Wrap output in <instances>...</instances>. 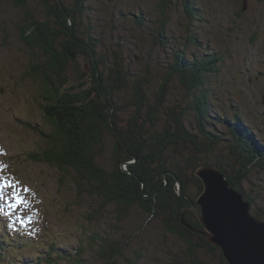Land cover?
<instances>
[{"label":"rangeland","instance_id":"obj_1","mask_svg":"<svg viewBox=\"0 0 264 264\" xmlns=\"http://www.w3.org/2000/svg\"><path fill=\"white\" fill-rule=\"evenodd\" d=\"M17 3L18 0H0V175L5 180L14 174L17 177L10 179L6 191L0 190V196L4 197L0 205L16 220L24 218L27 230L31 231L30 235L45 225V228H40L37 237L42 242L38 245L39 250H34L38 259L43 260L42 264H48L44 252L50 251L56 245L54 238L59 237L63 245L67 241L73 244L78 241L84 245L86 252L80 264H101L97 252L104 241L94 237H108L124 245V254L119 251L117 257L126 264L129 259L135 262L132 264H224L218 250L197 249L191 253V243L187 247L182 238L169 232L159 218L149 217L138 207L128 208L122 216L121 210L124 208H118L117 202L110 204L97 194L88 179H81L82 186H79L76 171H65L47 162L42 152L45 154L49 139L47 141L46 137L35 133L26 124L27 121L34 122L48 134L54 132V127L44 115L45 84L27 75L31 65L42 62L44 55L22 40L19 28L26 12ZM44 3L45 0H27L26 7L35 17L45 20L47 15ZM189 3L198 9L196 15L189 18L185 8L173 9L168 35L174 39L166 48H162L154 36L157 20L160 19L157 0H86L85 4L90 11L85 22L91 19L94 27L92 34L101 42L97 57L107 61L108 72L115 67L113 62L117 55L122 61L119 69L130 73L125 92L116 99L119 104L133 107L135 104L129 96L134 92L133 84L138 81L141 84L144 82L145 90L150 92L151 89L154 93L153 83L159 87L158 79L169 74L168 62L174 55L181 54L184 47L187 48L185 56L189 59H214L211 56L216 55L218 72L210 74L206 84L212 98L215 97L211 110L217 114L216 108L242 109L247 124L252 126L250 122L255 119L258 127L256 131L260 132L255 136L244 123L250 134L255 136L252 141L264 149V0H190ZM243 4L246 5L244 11ZM140 17L145 21L143 29L137 24ZM81 63L80 67L69 64L66 70L68 77L76 84H81L83 80L95 83L93 75L87 73L93 70L89 59L82 58ZM168 85V109L184 107L187 89L177 79H172ZM189 98H192L191 92ZM118 119L122 120L121 124L127 125L125 113ZM163 121H157L155 125L161 129ZM166 130L163 128L160 132ZM218 130L226 135L214 153L207 154L206 160L212 159L209 163L212 166L215 164L211 163L219 159L225 165L233 163L239 142L232 139L231 133L235 131L233 134L239 139L244 137L242 130L231 123L226 126L219 124ZM112 144L113 137L108 134L103 155L100 156V163L110 167ZM262 154L264 157V151ZM253 155L257 160L258 154ZM10 167L14 174H11ZM256 173L255 168L250 173L253 175L252 185L245 182L244 187L245 194L248 193L255 203L252 204V200H246L244 196L243 200L251 204L248 213L258 221L256 209L264 207V173ZM0 182L6 186L1 179ZM180 182L178 180V193L185 199L180 193ZM168 184L169 181L166 186ZM189 206L182 210L181 219L185 220L192 210L201 228L190 224L189 227L195 233L207 237L208 234L204 232L209 230L210 223L206 222L207 227L203 225L199 212ZM46 228L43 234L41 229ZM63 248L65 246L56 247L54 255L59 257L57 253L63 251ZM13 254V260L19 263L21 259L18 251ZM27 256L23 254L25 262H28Z\"/></svg>","mask_w":264,"mask_h":264},{"label":"trees","instance_id":"obj_2","mask_svg":"<svg viewBox=\"0 0 264 264\" xmlns=\"http://www.w3.org/2000/svg\"><path fill=\"white\" fill-rule=\"evenodd\" d=\"M157 1L160 19L157 20L154 36L155 41L166 48L174 39L168 35L172 10L183 7L188 17H194L198 9L190 5V0ZM85 3L86 0H45V20L38 19L27 9V0H18L17 3L26 12L19 28L22 40L44 55L42 62L31 65L27 75L45 84L44 115L54 127V132L48 134L34 122H26L35 133L49 139V145L42 155L52 165L65 171H76L79 186H82L81 179H88L97 194L110 204L117 202L118 208H124L121 210L122 216L127 213L128 208L138 207L149 217L159 218L169 232L182 238L187 247L191 243V253H195L197 249L218 250L224 264H228L218 247L210 245L203 234L195 233L189 227L190 224L201 228L198 225L199 219L192 210L185 220L181 219L182 210L190 206L178 193V180L183 183L186 196L193 200L200 196L204 184L196 171L201 165L212 161L208 158L206 160L207 154H213L226 135L219 132V124L226 126L231 123L244 134L243 139H239L233 134L235 131L231 133L232 139L239 142L236 145L237 152L232 147L237 153L233 156L234 162L225 165L219 159L211 164L219 165L230 186L254 204L251 196L245 194L244 187L246 184L252 185L253 175L250 173L255 168L256 174L264 173L261 170L264 168V149L252 141L260 133L256 131L258 127L255 119H252L254 122L251 121L250 126L244 120L240 108H216L217 114L211 110L215 97L212 98L206 84L208 76L218 72L217 56L212 55L214 59H189L185 56L186 47L168 62L169 74L158 79L159 87L153 83L154 93L150 88V92L145 90L144 82L141 84L138 81L133 84L134 92L129 96L135 105L129 107L119 104L116 98L125 92L130 73L119 69L122 61L117 55L113 62L115 67L106 71L107 61L97 57L101 42L92 34L93 22L90 18L88 23L85 22L90 11ZM243 9H246L244 4ZM137 24L143 29L145 21L140 17ZM190 35L191 33L188 40ZM82 58L89 59L93 70L87 73L93 75L95 83L83 80L81 84H76L68 77L66 70L69 64L80 67ZM172 79H177L187 89V94L184 107L169 110L166 87L169 88L168 83ZM190 92L192 98H189ZM122 113L127 115V125L121 124L122 120L118 119ZM157 121H163V126L160 127L167 128L164 133L155 125ZM244 123L255 136L250 134ZM108 134L113 137L109 156L111 167L100 163ZM232 145L233 143L230 144ZM255 153L258 154L257 160L254 159ZM165 175L169 181L167 186ZM256 213L260 221L264 220V207H257ZM0 226L4 229L13 228L7 233L13 235L12 241L3 233L4 230L0 231V264H20L11 259L16 251L22 264L43 263L34 251V246L38 247L36 241L24 237L16 226H6V222L0 223ZM42 230L46 232L45 229ZM94 239L104 241L97 252L101 264H126L117 257L119 251L124 254V245L119 240L108 237ZM15 241L18 245L13 244ZM55 242L56 245L51 247L50 257L53 260L50 264H80L83 261L86 248L81 242H70L65 246L70 247L69 250L63 248L64 254L57 253L63 259L68 257V261L63 260L62 263L61 259L53 255L55 248L61 246ZM23 254H28V262L23 261ZM132 263L135 262L129 259L128 264Z\"/></svg>","mask_w":264,"mask_h":264},{"label":"water","instance_id":"obj_3","mask_svg":"<svg viewBox=\"0 0 264 264\" xmlns=\"http://www.w3.org/2000/svg\"><path fill=\"white\" fill-rule=\"evenodd\" d=\"M196 174L202 178L204 184V189L200 196L196 200L186 196L181 182L180 193L185 196L189 205L199 212L200 218L204 221L203 225L207 227L206 222L210 223L211 231L214 234L209 235L208 232H204V234H208L213 242L218 241L219 247L230 258V262L236 264L234 256L237 255L238 258V254L241 252L238 251L239 247L234 250L235 248L229 247L228 243H231L230 240L232 239H238L239 236L254 233L259 243L254 240L253 245H249L247 241L245 248L253 247L256 251L255 253L258 252L262 257L260 259H253L256 256L249 259L245 258L244 261L247 263L240 260H238V263L251 264L256 263L258 260L264 262V246L260 244V242H264V221L259 219L257 221L253 218V215L250 216L251 213H248V209L251 204L243 200L242 193L230 186L225 172L219 166L203 164L198 167ZM165 179L168 182L166 175ZM216 185L221 186L222 189L220 191L214 190L213 186ZM227 215L231 216L228 217ZM212 237H217L218 240ZM242 240L244 241V238Z\"/></svg>","mask_w":264,"mask_h":264},{"label":"bare ground","instance_id":"obj_4","mask_svg":"<svg viewBox=\"0 0 264 264\" xmlns=\"http://www.w3.org/2000/svg\"><path fill=\"white\" fill-rule=\"evenodd\" d=\"M129 1V0H128ZM215 166H216V164H215ZM221 169V168H220ZM0 170H1V168H0ZM17 177H16V174H14V175H11L10 176V179H12V180H14V179H16ZM0 179L3 181V183H4V185H6V186H2L1 184H0V190H2L3 192L4 191H6L7 189H8V187H9V183H10V179L9 180H5L3 177H1V175H0ZM1 183V182H0ZM213 189L214 190H218V191H220L221 190V186L219 187V186H213ZM6 195V194H5ZM243 195V194H242ZM4 197L1 195L0 196V201L3 199ZM4 200V199H3ZM2 200V201H3ZM0 207H4V206H2V205H0ZM254 211V210H253ZM228 217H230L231 215H227ZM46 224H48V222H46ZM8 224L6 223V226H7ZM45 228V225H43V226H40L39 227V229L38 230H35V233L33 234L34 235V238H35V240H36V242L38 243L39 242V240H38V235L40 234V228ZM219 228V227H218ZM11 229H13V228H10L9 230H11ZM225 230H226V228H224ZM0 230H4V234L6 235V236H8L9 237V240L10 241H12V239L11 238H13V235H7V231H9V230H6V228L4 229V227L3 228H0ZM42 230V229H41ZM46 231H47V228L45 229ZM43 231V230H42ZM204 231V230H203ZM208 233H209V235H212V234H214V233H212V231H211V225H210V227H209V230L207 231ZM17 234V233H16ZM43 234H45L44 232H43ZM29 235H30V232H29ZM207 236L206 237V240H207V242L210 244V245H213V246H216V247H218L220 250H221V252H222V254H223V257H224V260H225V262H227L228 264H232L231 262H230V258L225 254V252H223V250L219 247V244H218V241H216V242H213V240L210 238V236ZM257 236L254 234V233H248L247 235H243V236H239V238L238 239H232V240H230V242L231 243H228V246L229 247H234L235 249L234 250H237V248L236 247H239V252H241L240 254H238V258H237V255L236 256H234L235 258V260H236V264H239L238 263V260H240V261H243V262H245L244 261V259L246 258V259H249V258H253L254 256H256V257H254L253 259H260L261 257H262V255H259L258 254V252L257 253H255L256 251L254 250V248L253 247H248L247 249L245 248V246H246V242L248 241V243L247 244H249V245H253V241L254 240H256L258 243H259V240H258V238H256ZM212 238H214V239H217L218 240V238L217 237H212ZM244 238V241L242 240ZM222 239H224V238H222ZM228 241V240H227ZM42 242H39L38 243V245L39 244H41ZM14 245H18V243H16V241L13 243ZM260 244L262 245V246H264V242H260ZM69 248L70 247H65V250H69ZM65 250H63V251H61L59 254H64V252H65ZM50 253H51V250L50 251H45L44 252V256H45V258H47V260H48V264H50V262L53 260V258L52 257H50L51 255H50ZM254 253V254H253ZM54 255V254H53ZM57 256V255H56ZM23 257V256H22ZM219 258L221 259V257L219 256ZM11 259L13 260V255L11 256ZM57 259H61V260H64V261H68L67 259H68V257L65 259H63L62 257H57ZM222 260V259H221ZM14 261V260H13ZM18 262L19 263H21V260H18ZM223 262V261H222ZM224 263V262H223ZM245 263H247V262H245ZM251 264H264V262L263 261H261V260H258L256 263H251Z\"/></svg>","mask_w":264,"mask_h":264}]
</instances>
